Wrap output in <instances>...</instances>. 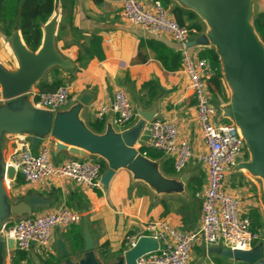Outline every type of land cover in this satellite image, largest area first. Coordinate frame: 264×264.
<instances>
[{
	"label": "crops",
	"instance_id": "crops-1",
	"mask_svg": "<svg viewBox=\"0 0 264 264\" xmlns=\"http://www.w3.org/2000/svg\"><path fill=\"white\" fill-rule=\"evenodd\" d=\"M140 1L147 9H150L155 1H160L170 17L175 20V8L190 11L174 0ZM253 3V18L263 25L264 0H253ZM57 7L60 15L56 47L74 66L67 70L55 69L48 74L43 81L45 89L35 86L33 92L26 96L27 105L32 107L36 93L47 91L48 86L67 85L72 88L73 100L68 107L59 111L68 110L83 97L90 96V104L82 112V119L86 125L94 132H96L95 128H102V132L98 133L102 134L106 131L108 122L112 120L116 131H123L132 127L138 119L124 129L115 126V115L112 112H109L103 120H99L97 115L100 107L110 106L114 101L115 93L123 90L131 99L137 114L140 110L156 111L158 120L171 121L177 126L180 137L191 143L196 156L206 151L203 134L197 122L196 101L182 72L180 46L172 38L152 35L143 28L128 23L122 15V0H59ZM199 20L204 25L205 34L208 28L200 18ZM8 38L0 28V64L11 71H16L18 65L8 44ZM196 38L198 36L193 35L191 41ZM190 49L196 57H201V53L207 47L196 46ZM148 84L151 86H146ZM55 113L43 110L40 114L54 117ZM0 118L13 124V129H0V167L2 168L22 140L33 144L35 138L33 128L28 130L24 127L34 125L36 114L29 113L27 124H25V115L0 114ZM44 148L48 149L56 165L74 160L66 151L56 153V144L49 137L43 138L42 143L36 146L35 152L38 153ZM136 148L144 151L141 140ZM243 157L236 167L227 171L224 189L226 193L239 198L241 207L245 211L242 215L251 219L254 230L263 233V186L258 178L238 169L240 163L249 160V158L243 160ZM86 159L96 160L98 157L90 156ZM149 159L158 161L162 172L165 162L168 163L170 170H174L173 159L169 157L150 153ZM4 173L5 168L1 172L0 183L5 181ZM185 175H189L186 186L189 198L179 195L159 196L144 183L135 182L131 173L121 170L117 172L108 190L104 185L102 189L85 188L69 179H54L45 185H32L27 184L23 177L18 175L11 185L20 189H15L14 192L6 181L10 188L6 199L14 201L12 204L14 205L32 195L53 198L49 208L33 211L30 214L33 217L52 214L64 208L84 214L81 224L69 229L54 230L51 245L53 253L49 257L42 248L34 246L27 253L29 264H78L85 255L86 229L92 238L98 260L103 264H112L127 251L126 238L130 235H147V227L151 223L165 222L173 229L184 233L201 229L203 197L207 190V171L205 166L194 158L182 174L166 176L182 178ZM120 180L127 183V188L142 186L143 196L133 199L131 203L120 189ZM190 180L191 187H189ZM146 201L151 206L147 219L143 217ZM13 218L14 216L8 218L5 225L14 220ZM100 227L103 229L102 232L104 231L103 235L100 234ZM119 234L121 244H116L115 239L119 238ZM57 239L66 244L70 252L69 258L64 259L56 249ZM260 245L264 247V242H259L256 247ZM210 250L211 247L202 241L197 242L193 247L189 264H219L217 261L220 256L210 254ZM228 264L243 263L229 260Z\"/></svg>",
	"mask_w": 264,
	"mask_h": 264
},
{
	"label": "water",
	"instance_id": "water-1",
	"mask_svg": "<svg viewBox=\"0 0 264 264\" xmlns=\"http://www.w3.org/2000/svg\"><path fill=\"white\" fill-rule=\"evenodd\" d=\"M174 1L194 12L208 28L204 35L191 41L187 47L214 48L219 56L225 83L231 91L229 103L218 107L221 119L230 120L240 129L246 142L249 160L240 163L238 169L260 179L264 193V44L253 25V0ZM59 15L56 6L54 16L43 27L42 44L36 52L30 51L24 44L19 21L16 22L7 41L18 68L11 71L0 64V85L4 99L8 102L0 106V114L25 115V124L29 113L36 114L34 125L24 127L28 130L33 128L34 150L42 143L43 138L49 137L56 144V153L66 151L74 160H84L90 156L103 160L107 170L102 177V184L107 190L117 172L126 170L131 173L135 182L144 183L159 196L179 195L189 198L186 192L189 175L182 178L166 176L158 161L144 157L136 148L147 123L158 118L156 111H138L137 122L123 131H116L110 120L106 131L98 134L82 119L83 110L90 104V96L83 97L68 110L57 111L54 117L43 116L40 114L43 110L26 104V96L53 70H67L74 66L56 47ZM12 125V122L0 118V129H13ZM3 168L4 165L0 167V180ZM7 176L11 181L15 180L16 171L13 167L8 169ZM5 199L6 196L0 198V218L6 213L19 218L25 217L33 211L49 208L53 203V198L32 195L7 208ZM85 241V255L78 264H103L96 257L87 229ZM4 243L11 257H14V240L0 238V253ZM159 247L158 239L140 235L136 247L123 252L112 264H138L140 258L156 252ZM56 249L64 259L70 257L66 244L60 239H57ZM263 250V245L249 252L211 247L210 254L243 264H264Z\"/></svg>",
	"mask_w": 264,
	"mask_h": 264
},
{
	"label": "built area",
	"instance_id": "built-area-1",
	"mask_svg": "<svg viewBox=\"0 0 264 264\" xmlns=\"http://www.w3.org/2000/svg\"><path fill=\"white\" fill-rule=\"evenodd\" d=\"M122 1V15L128 23L155 36H168L180 46L182 72L193 92L197 122L206 144V151L196 156L191 143L180 137L173 122L154 119L147 123L140 139L145 149L143 151L137 148L139 152L146 158H149L150 153H156L173 159L176 174H182L191 160L196 158L206 168L207 190L203 197L201 229L184 233L165 222L149 224L147 235L142 236L158 239L160 247L156 252L140 258L138 264H189L193 247L199 241L209 247L223 245L231 251L254 250L259 242H264V234L254 230L251 219L242 215L239 198L224 190L226 173L229 168L236 167L245 156L246 142L233 122H223L225 119H221V111L213 101L210 82L215 70L211 62L206 58L196 57L187 47L197 31L181 26L170 17L160 1H155L150 9L140 0ZM72 100V88L62 85L55 90L37 92L33 106L39 110L57 112L68 107ZM7 103L0 85V106ZM109 112L115 115L114 124L118 128L131 126L138 118L131 99L123 90L115 93L110 106L98 109V119L103 120ZM102 161L99 158L93 161L71 160L56 165L51 160L48 149L44 148L36 153L32 143L22 140L5 162L4 177L10 187L12 181L7 174L8 169L13 167L16 176H22L25 182L32 185H45L53 179H69L85 188L102 189ZM83 219L82 212L69 208L39 217L25 216L12 227L5 225L3 236L6 240H14L15 251L27 254L34 246L42 249L51 247L56 228L69 229L81 224ZM139 236L130 235L126 238V250L136 247Z\"/></svg>",
	"mask_w": 264,
	"mask_h": 264
},
{
	"label": "trees",
	"instance_id": "trees-1",
	"mask_svg": "<svg viewBox=\"0 0 264 264\" xmlns=\"http://www.w3.org/2000/svg\"><path fill=\"white\" fill-rule=\"evenodd\" d=\"M58 1L59 0H0V28L6 37H11L16 22L19 21V30L24 44L30 51L36 52L42 44L43 27L54 16ZM174 14L181 26H188L190 29L196 30V36L198 37L204 34V25L194 12L175 8ZM261 27L264 28V25H261ZM201 57L208 59L215 70V75L210 82V91L213 95L214 103L218 106H221L222 103H228L230 101L228 88L223 76L221 61L215 49H204L201 53ZM146 86H151V84ZM36 87L42 90L45 89V82L39 83ZM58 87L60 86L54 84L47 88L48 90H55ZM95 131L100 133L102 132V128L97 127ZM102 164L103 174H105L107 167L104 161H102ZM163 172L168 176L175 175V171L168 168L167 162L163 164ZM189 187H191V180L189 182ZM22 262L29 264L27 254L16 251L13 263L21 264Z\"/></svg>",
	"mask_w": 264,
	"mask_h": 264
},
{
	"label": "rangeland",
	"instance_id": "rangeland-1",
	"mask_svg": "<svg viewBox=\"0 0 264 264\" xmlns=\"http://www.w3.org/2000/svg\"><path fill=\"white\" fill-rule=\"evenodd\" d=\"M142 2V1H141ZM253 25H254V28H255V30H256V33L258 34V36H259V38L261 39V41L263 42V44H264V28H262L261 27V24L259 23V22H257V20L255 19L254 20V18H253ZM228 88V94H229V97H231V91H230V89H229V87H227ZM229 103V102H228ZM228 103H226V104H224V103H222L221 104V106L223 105V106H226ZM137 119H139V116H138V118ZM224 123H229V121H227V120H225V121H223ZM192 148H193V146H192ZM194 149V148H193ZM248 151H247V149H246V152H245V156L243 157V160L244 159H246V158H248ZM51 157V156H50ZM51 160L53 161V158H51ZM88 161H93V160H88ZM54 162V161H53ZM229 169H232V168H229ZM54 180V179H53ZM125 180H126V178H125ZM260 180V179H259ZM121 181V186H120V189L123 191V193L124 194H126V197L128 198V199H130V201H131V203H133L132 201H133V199H135V198H141L142 196H143V193H144V190H143V188H142V186H138V185H136V186H134V187H130V188H127V183H125V181H123V180H120ZM261 181V180H260ZM27 183V182H26ZM260 183V182H259ZM261 183H262V181H261ZM27 184H29V183H27ZM262 186H263V184H262ZM11 188H13L14 189V192H16V190L15 189H20V188H14V185H11ZM225 190V189H224ZM9 192H10V188H9ZM8 195H9V193H8ZM8 195H7V197H8ZM264 195V194H263ZM6 197V198H7ZM134 202H135V200H134ZM5 206L7 207V208H9L13 203H14V201H12V200H10V199H5ZM150 209H151V206L150 205H148L147 204V201H146V205H145V207H144V211H143V217L144 218H148L149 217V215H150ZM242 212H245L244 211V209H243V207H241V213ZM247 212V211H246ZM12 216V215H11ZM9 214H5L4 216H1V218H0V238H4L5 239V237L3 236V234H4V232H3V230H4V227H5V223L8 221V218H10L11 217ZM28 216H30V215H28ZM35 217H39V216H35ZM14 220H11L10 221V223H7L6 225H8V227H12L15 223H17L20 219H22V217H20V218H16V216H14V218H13ZM125 224V223H124ZM100 234L101 235H103V232H102V227H100ZM105 234V233H104ZM263 234H264V229H263ZM120 238V239H119ZM119 238H116L115 240H113V241H115L116 242V244H121V235L119 234ZM262 242V241H261ZM260 242V243H261ZM44 251H45V253H46V256H48L49 257V255H51L52 253H53V248H52V246L51 247H49V248H46V249H43ZM1 253H2V255H1ZM1 253H0V264H14L13 263V258L14 257H11V254L10 253H8V248H7V245L4 243L2 246H1ZM217 263H219V264H228L229 263V260L228 259H225V258H223V257H220V258H218V261H217Z\"/></svg>",
	"mask_w": 264,
	"mask_h": 264
},
{
	"label": "bare ground",
	"instance_id": "bare-ground-1",
	"mask_svg": "<svg viewBox=\"0 0 264 264\" xmlns=\"http://www.w3.org/2000/svg\"><path fill=\"white\" fill-rule=\"evenodd\" d=\"M8 193H9V188L6 184V181H4L3 183H0V198L2 196L8 195Z\"/></svg>",
	"mask_w": 264,
	"mask_h": 264
}]
</instances>
